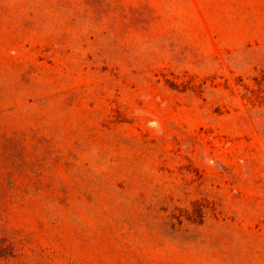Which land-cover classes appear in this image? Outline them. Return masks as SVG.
<instances>
[{
	"label": "rangeland",
	"instance_id": "374dc122",
	"mask_svg": "<svg viewBox=\"0 0 264 264\" xmlns=\"http://www.w3.org/2000/svg\"><path fill=\"white\" fill-rule=\"evenodd\" d=\"M2 237L0 264H264V0H0Z\"/></svg>",
	"mask_w": 264,
	"mask_h": 264
},
{
	"label": "trees",
	"instance_id": "16d2710c",
	"mask_svg": "<svg viewBox=\"0 0 264 264\" xmlns=\"http://www.w3.org/2000/svg\"><path fill=\"white\" fill-rule=\"evenodd\" d=\"M0 256L3 259H7L8 256L12 255V246L9 245L8 243H6V239L4 237H2L1 241H0Z\"/></svg>",
	"mask_w": 264,
	"mask_h": 264
}]
</instances>
